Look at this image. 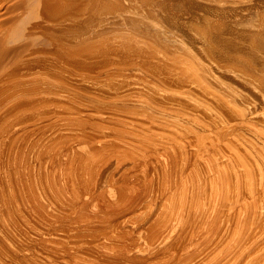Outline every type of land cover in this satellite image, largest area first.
I'll list each match as a JSON object with an SVG mask.
<instances>
[{"label":"bare ground","instance_id":"6f19581e","mask_svg":"<svg viewBox=\"0 0 264 264\" xmlns=\"http://www.w3.org/2000/svg\"><path fill=\"white\" fill-rule=\"evenodd\" d=\"M6 2L0 264H264V0Z\"/></svg>","mask_w":264,"mask_h":264},{"label":"rangeland","instance_id":"374dc122","mask_svg":"<svg viewBox=\"0 0 264 264\" xmlns=\"http://www.w3.org/2000/svg\"><path fill=\"white\" fill-rule=\"evenodd\" d=\"M9 1H10V2H12V1H15V0H9ZM10 2H9V4L6 2V5H7V4L9 5V6H6V9H7V7H9L7 10H9V9H10V7H11V6H10V4H11ZM16 2H17V1H16ZM16 2H14V3H12V4H14V5H15V4H16ZM12 4H11V5H12ZM6 57H7V58H9L8 54H7V56H6ZM6 60H7V59H6ZM6 60H4V61H6ZM1 62H2V64H3V61H1ZM2 64L0 63V65H2ZM0 67H1V66H0Z\"/></svg>","mask_w":264,"mask_h":264}]
</instances>
